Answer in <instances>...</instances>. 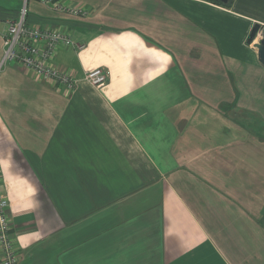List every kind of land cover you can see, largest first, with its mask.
<instances>
[{
	"label": "crops",
	"instance_id": "0c3cea01",
	"mask_svg": "<svg viewBox=\"0 0 264 264\" xmlns=\"http://www.w3.org/2000/svg\"><path fill=\"white\" fill-rule=\"evenodd\" d=\"M66 1L87 14L26 21L84 44L53 59L76 88L0 68L17 264H264V0ZM21 4L0 0V60Z\"/></svg>",
	"mask_w": 264,
	"mask_h": 264
},
{
	"label": "built area",
	"instance_id": "2783aa9c",
	"mask_svg": "<svg viewBox=\"0 0 264 264\" xmlns=\"http://www.w3.org/2000/svg\"><path fill=\"white\" fill-rule=\"evenodd\" d=\"M22 0L15 18L8 21L3 36V54L0 68L7 62H14L30 71L37 79L51 82L67 92L76 88L78 77L71 70L59 69L53 63L58 49H81L84 44L75 43L66 29L30 25L26 21L27 5ZM49 10L72 16H85L87 9L70 4L66 0H33ZM81 78L95 87L107 81V71L102 67L85 70ZM18 251L11 234V220L8 214V200L5 197L0 178V264H17Z\"/></svg>",
	"mask_w": 264,
	"mask_h": 264
},
{
	"label": "water",
	"instance_id": "95a60500",
	"mask_svg": "<svg viewBox=\"0 0 264 264\" xmlns=\"http://www.w3.org/2000/svg\"><path fill=\"white\" fill-rule=\"evenodd\" d=\"M222 3H227L228 0H220ZM258 32V25H255L248 37L247 42L249 43L254 39ZM257 53H258V59L259 61L264 65V33L262 38L260 39L259 43L256 45Z\"/></svg>",
	"mask_w": 264,
	"mask_h": 264
},
{
	"label": "trees",
	"instance_id": "16d2710c",
	"mask_svg": "<svg viewBox=\"0 0 264 264\" xmlns=\"http://www.w3.org/2000/svg\"><path fill=\"white\" fill-rule=\"evenodd\" d=\"M207 1H211V2H214V3L220 4V5H224V6H227V5L230 4V0H228L227 3H222L220 0H207Z\"/></svg>",
	"mask_w": 264,
	"mask_h": 264
},
{
	"label": "rangeland",
	"instance_id": "374dc122",
	"mask_svg": "<svg viewBox=\"0 0 264 264\" xmlns=\"http://www.w3.org/2000/svg\"><path fill=\"white\" fill-rule=\"evenodd\" d=\"M31 1H33V0H30V2ZM30 2H28V5H27V14L26 15H28V13H29V11H30ZM22 5V4H21Z\"/></svg>",
	"mask_w": 264,
	"mask_h": 264
}]
</instances>
